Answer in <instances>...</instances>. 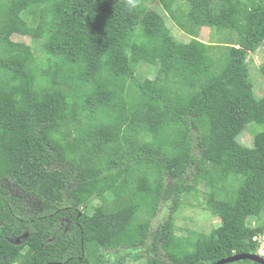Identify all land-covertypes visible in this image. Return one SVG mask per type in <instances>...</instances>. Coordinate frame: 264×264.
<instances>
[{
  "label": "trees",
  "instance_id": "obj_1",
  "mask_svg": "<svg viewBox=\"0 0 264 264\" xmlns=\"http://www.w3.org/2000/svg\"><path fill=\"white\" fill-rule=\"evenodd\" d=\"M159 1L190 42L150 0H0V264H127L143 254L106 252L151 236L165 256L146 264L257 254L264 97L249 57L264 45V0ZM222 25L219 42L199 39ZM248 124L252 147L238 141ZM205 178L219 225L188 240L171 216L154 233L161 203L181 207Z\"/></svg>",
  "mask_w": 264,
  "mask_h": 264
},
{
  "label": "rangeland",
  "instance_id": "obj_2",
  "mask_svg": "<svg viewBox=\"0 0 264 264\" xmlns=\"http://www.w3.org/2000/svg\"><path fill=\"white\" fill-rule=\"evenodd\" d=\"M43 2V0H41ZM149 6L151 9L156 10L159 14L165 16V21L167 26L172 30L176 38L179 39L180 42L188 43L191 41L192 37L184 32L167 14L164 8L161 6L159 0H150ZM224 25L218 27L217 29L211 30L209 28H203L200 32L199 39L203 40V42L209 43L211 42H219L220 38L218 36V31L224 30ZM218 33V35H217ZM16 41H23L27 44L33 45L35 52H38L41 43L36 41V43L32 44L33 41L27 38H14ZM144 63H149L150 56L148 54H144L143 56ZM249 63L251 66V81L255 84V93L258 98L264 97V77L260 71L261 65L264 63V45L256 52L250 54ZM146 64L137 65L136 63L132 64L133 69L136 71L140 78H150L155 79L156 71L152 70L150 73L148 72V67ZM142 76V77H141ZM254 124H248L245 127V130L238 137V141L246 146H253V127ZM261 132L259 131L257 133ZM208 187H210L209 178H205L201 181L199 194L197 196L195 194H190L187 197H181V207L174 208L173 199L163 201L159 206V210L156 214V218L153 219V232L156 233L162 224L166 223L170 217L172 216L176 225V232L182 238L190 240L192 237L198 235V233H202V230L211 231L213 228L217 227L220 223V219L216 216L212 215L208 210L205 209L206 203V193L208 192ZM233 192H228L227 195H232ZM87 203L90 207L96 206L100 203L99 200H90L89 198H83V204ZM112 207H117L118 202L113 201ZM155 237L151 236L150 240H148V244L145 247L139 248L136 251L128 250H112L106 252L109 259H114L119 254L130 253L132 256L133 253L143 254L140 260H129L127 264H146V261L158 254L161 257L165 256V252L162 250L160 244H156Z\"/></svg>",
  "mask_w": 264,
  "mask_h": 264
},
{
  "label": "water",
  "instance_id": "obj_3",
  "mask_svg": "<svg viewBox=\"0 0 264 264\" xmlns=\"http://www.w3.org/2000/svg\"><path fill=\"white\" fill-rule=\"evenodd\" d=\"M244 260H250L258 264H264V258L255 254H240V255H235L233 257L223 259L215 264H229V263H234V262H239V261H244Z\"/></svg>",
  "mask_w": 264,
  "mask_h": 264
},
{
  "label": "clouds",
  "instance_id": "obj_4",
  "mask_svg": "<svg viewBox=\"0 0 264 264\" xmlns=\"http://www.w3.org/2000/svg\"><path fill=\"white\" fill-rule=\"evenodd\" d=\"M129 4H130V6L133 7V8L136 6V4H135V0H129ZM263 235H264V232L258 234L256 237H254V241L258 243V252H257V254H255V255H258V256H261V257L264 258V256L260 254L261 243H262V237H263Z\"/></svg>",
  "mask_w": 264,
  "mask_h": 264
},
{
  "label": "built area",
  "instance_id": "obj_5",
  "mask_svg": "<svg viewBox=\"0 0 264 264\" xmlns=\"http://www.w3.org/2000/svg\"><path fill=\"white\" fill-rule=\"evenodd\" d=\"M260 254L264 256V235H263V237H262V243H261Z\"/></svg>",
  "mask_w": 264,
  "mask_h": 264
}]
</instances>
